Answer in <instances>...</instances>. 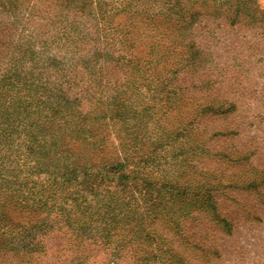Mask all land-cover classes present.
I'll list each match as a JSON object with an SVG mask.
<instances>
[{
	"label": "rangeland",
	"instance_id": "obj_1",
	"mask_svg": "<svg viewBox=\"0 0 264 264\" xmlns=\"http://www.w3.org/2000/svg\"><path fill=\"white\" fill-rule=\"evenodd\" d=\"M0 264H264V0H0Z\"/></svg>",
	"mask_w": 264,
	"mask_h": 264
}]
</instances>
